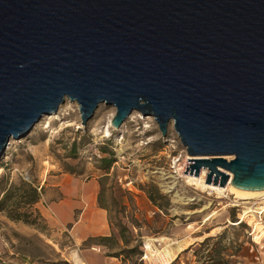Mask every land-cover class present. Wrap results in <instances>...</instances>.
I'll return each instance as SVG.
<instances>
[{"label":"water","instance_id":"95a60500","mask_svg":"<svg viewBox=\"0 0 264 264\" xmlns=\"http://www.w3.org/2000/svg\"><path fill=\"white\" fill-rule=\"evenodd\" d=\"M66 102L171 123L183 174L264 190V0H0V158Z\"/></svg>","mask_w":264,"mask_h":264},{"label":"rangeland","instance_id":"374dc122","mask_svg":"<svg viewBox=\"0 0 264 264\" xmlns=\"http://www.w3.org/2000/svg\"><path fill=\"white\" fill-rule=\"evenodd\" d=\"M62 108L60 117H43L26 137L12 140L0 158V264H72L68 259L77 246L69 227H60L52 217L39 220L36 226L10 219L16 199L12 196L6 201L5 193L13 195V185L22 179L52 204L58 197L53 184L73 175L104 187L108 221L115 225L120 221L139 235L141 256L147 255L143 264L174 260L175 264H202L203 255L215 249L228 264H264V236L254 242L252 223L239 218L243 206L235 194L226 191L225 196H218L214 190L200 188L191 179L194 170L188 175L190 168L183 174L190 161L171 123L163 137L151 116L141 118L133 112L119 129L110 127L107 138L103 126L115 112L112 106L99 105L85 127L75 103L66 102ZM73 141L77 159L67 157ZM102 147L114 159L108 168L100 167L101 157H109L101 152ZM149 185L168 200L167 204L161 201L163 209L148 199ZM262 197L247 199L246 206L252 201H257L255 207L264 205L258 203ZM261 220L264 223V213ZM200 236L213 238L200 246L204 239H197ZM180 239L190 241L179 246L176 241ZM170 241L172 245L162 250Z\"/></svg>","mask_w":264,"mask_h":264},{"label":"crops","instance_id":"0c3cea01","mask_svg":"<svg viewBox=\"0 0 264 264\" xmlns=\"http://www.w3.org/2000/svg\"><path fill=\"white\" fill-rule=\"evenodd\" d=\"M53 185L58 188V197L54 202L47 203L45 196L41 194L34 207L45 220L52 217L60 227H69V235L78 248L82 264H122L119 258L107 256V250L103 246L95 243L84 245L89 238L114 233L108 221L107 210L98 205L99 184L92 179L84 180L73 175L69 180L61 179Z\"/></svg>","mask_w":264,"mask_h":264},{"label":"trees","instance_id":"16d2710c","mask_svg":"<svg viewBox=\"0 0 264 264\" xmlns=\"http://www.w3.org/2000/svg\"><path fill=\"white\" fill-rule=\"evenodd\" d=\"M112 130V129H110ZM101 152L109 154V157H101L99 160L101 168H108L113 162L112 153L106 149L105 147L101 148ZM68 158L77 159V143L73 141L71 143V147L69 149ZM75 170H71V173H74ZM104 187L101 186V189L98 194V205L108 211V207L105 203H103V192ZM14 194L10 195V193H5V200L9 201V199L14 196L16 199V203L13 207V210L8 214V217L15 221H22L31 226H36L39 220H44L41 216L39 210L35 208V204L41 198V191L37 189L31 182L24 181L20 179L18 183L13 185ZM145 193L150 200V202L156 205L158 208L163 209L164 206L161 201H165V204L168 203V200L163 196L158 189L154 185H149V187L145 190ZM164 204V205H165ZM109 223L115 227L117 233H111L109 236H97L94 238H89L84 245H88L90 243H95L103 246L107 250V256H112L116 258H120L122 264H143L140 260L141 256V241L139 239L138 234H133L122 222L119 221L118 225L113 224L109 220ZM203 239L204 236H200L197 239ZM213 237H206L201 242H199L200 246L206 245ZM190 248V247H189ZM205 263L210 261V264H228V261L224 260L220 256L219 249H215L212 251H208L203 255ZM176 261H172L170 264H175Z\"/></svg>","mask_w":264,"mask_h":264},{"label":"bare ground","instance_id":"6f19581e","mask_svg":"<svg viewBox=\"0 0 264 264\" xmlns=\"http://www.w3.org/2000/svg\"><path fill=\"white\" fill-rule=\"evenodd\" d=\"M62 109L63 108L61 106L56 112L47 114L44 117H50V118H52V117L53 118L54 117H60L61 114H62L61 113ZM135 113H137V116H139V117L142 116V114H140L138 112H135ZM113 115L111 116V118L113 117ZM79 117H80V113H79ZM143 117H141V118H143ZM111 118L108 120L107 124L105 126H103L104 127V131H103L104 135L103 134L102 135L105 136V137L106 136L108 137V136L111 135V131H110ZM11 141L12 140L9 141L8 146L10 145ZM8 146H7V148H8ZM188 158H192V157L188 156L187 159ZM204 158H207V157H204ZM225 158L226 159H230L231 157L230 156H226ZM218 169L222 170L220 168H218ZM207 171H208L207 168H201L199 176H197V177H193L192 176L191 179L194 180L196 182V184L199 185V187L202 188V189L206 188V189L214 190L215 193L218 196H225L226 191H230L231 193H234L235 194V198H237L238 201H241V202H239V205L243 206V210L239 213V218L242 219V220H245L246 218L249 219V222L252 223V227H253V233H252L253 237L252 238H253L254 242H258L264 236V223L261 220V214L264 213V205H261V206L259 205V207H255L257 201H252L249 204V207H247L246 205L248 204V202L246 200L247 199H253V198H256V197H262V196H263L262 198H264V190H254V191L243 190V189H239V188H236V187L232 186L229 182L223 187L218 186V185H212V183L206 184L205 183V179H206ZM258 203L259 204L260 203L264 204V200L262 199ZM258 214H260V216H258ZM213 215H214V213H211V214L207 215L204 218V221L209 220ZM189 241H190L189 239H186V240L185 239H180V240L176 241V243H178L179 246H182L184 244H188ZM171 245H172V243L164 246V249L166 250V248L168 246H171ZM159 251L160 250H158V249L155 250V252H157V253H159ZM73 258H74L76 263L82 264V261L80 260L81 258H79L78 256H76L74 254H73Z\"/></svg>","mask_w":264,"mask_h":264},{"label":"built area","instance_id":"2783aa9c","mask_svg":"<svg viewBox=\"0 0 264 264\" xmlns=\"http://www.w3.org/2000/svg\"><path fill=\"white\" fill-rule=\"evenodd\" d=\"M77 108H78V107H77ZM108 137H109V136H108ZM108 137H107V138H108ZM258 216H260V214H258ZM73 254L76 255V256H78V257L80 258L78 248H75V249H72V250H71L70 258L68 259V261H69L70 263H72V264H78V263L75 262V260H74V258H73ZM146 259H147L146 253H144L142 256H140V260H141L142 262H144ZM80 260H81V259H80Z\"/></svg>","mask_w":264,"mask_h":264}]
</instances>
